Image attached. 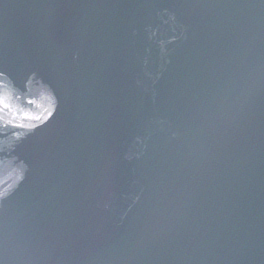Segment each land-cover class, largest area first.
Returning <instances> with one entry per match:
<instances>
[{
	"label": "water",
	"instance_id": "1",
	"mask_svg": "<svg viewBox=\"0 0 264 264\" xmlns=\"http://www.w3.org/2000/svg\"><path fill=\"white\" fill-rule=\"evenodd\" d=\"M0 69V264H264V0H0Z\"/></svg>",
	"mask_w": 264,
	"mask_h": 264
},
{
	"label": "snow or ice",
	"instance_id": "2",
	"mask_svg": "<svg viewBox=\"0 0 264 264\" xmlns=\"http://www.w3.org/2000/svg\"><path fill=\"white\" fill-rule=\"evenodd\" d=\"M8 74L3 70L0 69V87H2V82L4 80V78L7 76ZM29 103H31V101H29ZM4 100L2 97H0V112L3 111L4 109ZM54 111L55 109H52L50 111H47L46 115L40 116V117H36V120L38 121V123L36 124V127H41L44 124H47V122L52 118V116L54 115ZM9 125L5 124L3 122V118L2 116H0V128H7ZM15 127H19V125H15ZM31 131V129L29 130Z\"/></svg>",
	"mask_w": 264,
	"mask_h": 264
}]
</instances>
